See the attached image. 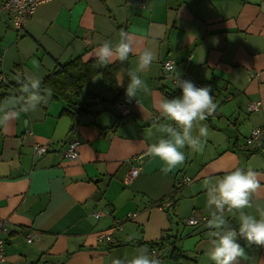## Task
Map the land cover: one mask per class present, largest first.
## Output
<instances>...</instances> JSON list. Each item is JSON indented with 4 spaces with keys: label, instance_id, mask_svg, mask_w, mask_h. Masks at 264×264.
I'll return each instance as SVG.
<instances>
[{
    "label": "crops",
    "instance_id": "0c3cea01",
    "mask_svg": "<svg viewBox=\"0 0 264 264\" xmlns=\"http://www.w3.org/2000/svg\"><path fill=\"white\" fill-rule=\"evenodd\" d=\"M121 30L133 36L137 49L150 47L157 54L140 73L150 93H139L137 102L120 96L130 115L121 116L107 104L117 91H108L98 74L82 93L73 94L84 112L74 131L71 118L62 114L65 102L49 91L35 111L0 126V218L8 220L11 230L0 264H112L140 248L151 255L153 241L164 252L162 264H214L209 259L213 229L207 222L186 220L191 215L211 218L215 209L208 205L206 182L236 168L256 173L253 207L244 211L259 218L264 142L251 148L246 139L264 125V0H52L40 4L20 29L9 15L1 16L0 71L12 83H18L17 77L42 82L64 62L94 58V50L105 40L115 43ZM34 55L36 63L30 59ZM166 59L174 60L181 76L210 85L217 105L193 129L198 135L200 126L207 127L203 151L185 147L184 163L167 174L163 162L147 151L163 135L156 131L157 121L178 127L157 111L161 98L181 94L171 75L163 76ZM137 61L131 54L129 71ZM20 91L1 88L0 102L3 95L18 99ZM252 101L260 102L257 110L248 109ZM72 140L78 142L76 160L65 154ZM36 143H48L49 151L36 154ZM135 166L139 172L130 179ZM182 175L190 181L181 184ZM168 196L172 207L155 205ZM132 212L136 215L127 217ZM225 216L238 228V210H226ZM103 230L113 232L110 247L97 239ZM239 242L247 253L240 264H264V247ZM172 246L179 257H171Z\"/></svg>",
    "mask_w": 264,
    "mask_h": 264
},
{
    "label": "clouds",
    "instance_id": "9594fccd",
    "mask_svg": "<svg viewBox=\"0 0 264 264\" xmlns=\"http://www.w3.org/2000/svg\"><path fill=\"white\" fill-rule=\"evenodd\" d=\"M138 57L135 70L128 72L129 82L125 95L129 102L138 100V94L150 93L151 89L140 73L147 70L157 59L156 52L145 47L142 50L135 47L133 36L121 30L119 39L113 43L103 41L95 50L94 58L98 66H106L116 60L127 61L129 55ZM175 86L181 89V95L172 98L163 97L157 104V111L162 118L174 122L178 127L169 123L156 122V131L162 133L155 143L149 145L147 151L153 157H158L167 174L185 161V147L195 152L203 151L202 138L207 137V127L200 126L198 135H193L194 126L207 119L217 108L211 95V86H196L190 79L181 78L175 62L165 65ZM21 85L19 98H9L0 102V126H6L11 120L19 119L21 114L35 111L44 103L47 95L42 93L41 81L31 77H17ZM50 91L48 95H50ZM149 136L152 133H148ZM209 207H214L211 218L207 221L213 229L210 240L209 259L214 264H240L247 259L245 247L239 242L241 239L248 246L264 247V208L257 206L259 218L244 211L253 207L252 196L259 187L255 171L240 168L227 173L222 178L206 182ZM239 211L238 228L233 227L225 216V211ZM134 237L130 236L129 239ZM112 264H162V260L150 255L146 248L137 249L131 257L116 258Z\"/></svg>",
    "mask_w": 264,
    "mask_h": 264
},
{
    "label": "built area",
    "instance_id": "2783aa9c",
    "mask_svg": "<svg viewBox=\"0 0 264 264\" xmlns=\"http://www.w3.org/2000/svg\"><path fill=\"white\" fill-rule=\"evenodd\" d=\"M52 0H0V19L3 14H7L10 16V20L14 27L20 29L23 28L26 25L27 20L35 13L37 7L45 2H49ZM170 62H174L172 59H166L163 61V69L164 77H169L170 73L166 70L165 65L169 64ZM181 78L183 79H190L196 86H201V83L195 80H192L189 75L185 74L182 75ZM8 78L6 74L2 71H0V84H7ZM90 100L92 101H99L101 98L99 96H91ZM260 106L259 101H252L249 103L248 109L251 110H257ZM115 108L118 110V112L123 115H129L130 113V106L121 100L120 98L115 101ZM264 142V125L262 127L254 128L251 132V134L246 139V145L248 147H257L263 145ZM50 149V145L48 143H36L34 145V152L36 154H44L48 152ZM65 154L70 157L72 160H76L79 157V150H78V142L75 140H72L68 143L67 148L65 150ZM139 172V167L135 166L133 167L129 172V178H133L137 173ZM180 183L184 184L186 182L190 181V178L186 175H182L180 178ZM174 204L173 198L171 196H168L162 200H159L155 203V205L158 208L161 209H169ZM101 215V212H96L95 216L99 217ZM136 212L129 213L127 217L135 216ZM207 216L201 215H192L187 218V222L192 225H199V224H205L207 222ZM120 227L119 224L115 225L114 228ZM11 230L9 227V222L7 219L0 218V263L4 262L6 255H5V246L8 242V237ZM37 233H34L33 235H28L27 240L29 242L33 241ZM167 232H163V236H166ZM98 241L105 245L106 247H110L114 242L115 238L113 235V232L103 230L100 231L97 235ZM150 249L151 255H155L159 257L162 260H164V252H162L161 249L157 245L152 246Z\"/></svg>",
    "mask_w": 264,
    "mask_h": 264
},
{
    "label": "trees",
    "instance_id": "16d2710c",
    "mask_svg": "<svg viewBox=\"0 0 264 264\" xmlns=\"http://www.w3.org/2000/svg\"><path fill=\"white\" fill-rule=\"evenodd\" d=\"M120 62L116 60L106 66H98L95 58L84 60L81 56L75 57L67 62L59 65L58 69L49 73L41 82L42 93L50 91L52 97L62 99L65 102V107L62 114L68 115L72 120L71 131L76 129L84 112L78 110L76 102L73 100V94L82 93L84 85L98 74H102L108 91H117L112 99L115 103L122 94L125 93L126 86L129 82V60ZM122 73L123 80L120 84L118 75ZM9 82V81H8ZM4 87H14L20 91L21 85L17 82H9L7 84H0V89ZM21 92V91H20ZM6 95L1 96L5 100ZM130 115V114H129ZM123 116V115H121ZM128 116V115H126ZM173 196V195H172ZM151 246L160 244L158 241H153ZM180 254L175 246H172L171 257H179Z\"/></svg>",
    "mask_w": 264,
    "mask_h": 264
},
{
    "label": "rangeland",
    "instance_id": "374dc122",
    "mask_svg": "<svg viewBox=\"0 0 264 264\" xmlns=\"http://www.w3.org/2000/svg\"><path fill=\"white\" fill-rule=\"evenodd\" d=\"M4 57H5V55H4V52H3V53L1 54V61L4 60ZM30 59H31V62H32V63H36L38 57L34 55V56H32ZM163 73H164V69H163ZM180 95H181V94H180ZM107 104H111V105L113 106V108L115 109V111L118 112V111L116 110V108H115V103H114V102H113V103H112V102H111V103H110V102H107ZM118 113H119V112H118ZM119 114H120V113H119ZM120 115H121V114H120ZM188 177H189V176H188ZM191 216H192V215H191ZM189 217H190V216H189Z\"/></svg>",
    "mask_w": 264,
    "mask_h": 264
},
{
    "label": "water",
    "instance_id": "95a60500",
    "mask_svg": "<svg viewBox=\"0 0 264 264\" xmlns=\"http://www.w3.org/2000/svg\"><path fill=\"white\" fill-rule=\"evenodd\" d=\"M147 155H148V154H144V155H142V156L140 157V160H141V159H146ZM140 160H139V161H140ZM99 179H101V178H99ZM102 179L104 180V178H102Z\"/></svg>",
    "mask_w": 264,
    "mask_h": 264
}]
</instances>
